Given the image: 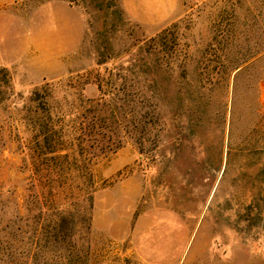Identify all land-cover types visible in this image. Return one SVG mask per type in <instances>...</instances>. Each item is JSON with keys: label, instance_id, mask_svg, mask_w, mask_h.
Segmentation results:
<instances>
[{"label": "rangeland", "instance_id": "374dc122", "mask_svg": "<svg viewBox=\"0 0 264 264\" xmlns=\"http://www.w3.org/2000/svg\"><path fill=\"white\" fill-rule=\"evenodd\" d=\"M69 2L79 45L55 49L30 4L11 22L30 48L3 51L0 264H264V0H179L153 23ZM112 83L138 95L106 154L76 111Z\"/></svg>", "mask_w": 264, "mask_h": 264}, {"label": "crops", "instance_id": "0c3cea01", "mask_svg": "<svg viewBox=\"0 0 264 264\" xmlns=\"http://www.w3.org/2000/svg\"><path fill=\"white\" fill-rule=\"evenodd\" d=\"M125 9L129 14L134 16L142 23H153L162 20H166L177 7L179 0H122ZM69 0H0V64L4 63V49H9L10 45L8 40H12L18 43L22 48H30V34L27 22L20 21L21 32L18 35H14V31L11 28V22L13 17H22L26 14L24 11L18 13L17 10L25 9L27 5H35L38 7V17L44 18L43 20L52 25V32L54 37L58 38L55 49L62 50V53H68L64 50L69 49L71 40L73 44L79 45L82 41V37L85 31V18L80 17L77 19L75 27V33L71 39L70 32V13ZM145 3H160V9L155 12L152 9H145ZM16 21V19H15ZM42 21L41 23H43ZM17 22V21H16ZM79 26H81L79 28ZM79 28V29H78ZM12 46V45H11ZM52 47V46H51Z\"/></svg>", "mask_w": 264, "mask_h": 264}, {"label": "trees", "instance_id": "16d2710c", "mask_svg": "<svg viewBox=\"0 0 264 264\" xmlns=\"http://www.w3.org/2000/svg\"><path fill=\"white\" fill-rule=\"evenodd\" d=\"M111 72L117 79H124L119 70ZM152 83L156 84L154 81ZM99 89L102 93L100 100H89L90 103L82 105V108L79 107L80 110L76 112L82 118V123L85 121L86 131H83L82 136L85 145L103 151L102 153L111 154L121 148L126 143L128 136L132 134L127 128V124L132 123L128 120V116L133 113L129 110L131 101L129 102L127 98L131 97L133 93L138 95V92L132 93L131 89L124 85L117 88L115 83H112L109 89L107 86L104 90L99 85ZM156 91L157 86L153 89L154 98L157 97ZM149 106L151 107L152 117L157 118L158 105ZM53 152H57V150Z\"/></svg>", "mask_w": 264, "mask_h": 264}]
</instances>
